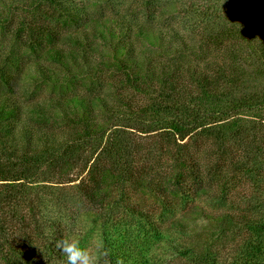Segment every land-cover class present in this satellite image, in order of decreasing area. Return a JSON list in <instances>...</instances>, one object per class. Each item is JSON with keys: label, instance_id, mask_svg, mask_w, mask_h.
<instances>
[{"label": "trees", "instance_id": "trees-1", "mask_svg": "<svg viewBox=\"0 0 264 264\" xmlns=\"http://www.w3.org/2000/svg\"><path fill=\"white\" fill-rule=\"evenodd\" d=\"M31 1L66 15L72 11L64 0ZM180 1L189 26L201 31L196 40L187 32L143 26L122 17L103 25L92 18L65 34L38 23L18 26L20 32L27 29L26 42L40 46L48 40L38 39L36 28L59 37L69 48H46L44 59L68 74L74 68L90 70L88 56L95 42L109 44L114 51L111 65L123 71L124 84L147 98L141 104H125L122 114L141 133L158 135V144L149 142L140 150L154 152L158 145L161 154L174 155L175 177L151 185L144 179L146 167L138 168L114 152L119 150L116 138L110 148L103 147L111 127L99 115L113 107L102 97L93 101L66 96L22 106L0 91V212L16 194L29 195L27 182L36 184L39 177L48 176L58 184L77 182L86 201L94 203L103 196L100 204H105L106 213L118 209L135 219L146 217L148 231H158L149 218L153 210L128 206L129 189L151 200L149 206L157 205L154 211L190 204L180 217L167 222V231L187 234L197 220L207 223L208 238L198 250L171 244L192 264H264V0ZM161 13L175 15L168 8ZM35 70L40 83L70 82L69 76L39 63ZM103 150L112 156L108 167L97 164ZM116 165L117 173L112 169ZM73 174L76 179L70 180ZM31 184L32 190L41 188ZM59 195L57 202L62 203L65 196ZM195 201L219 209L208 211ZM95 223L92 220L80 237L95 231ZM214 245L225 251L223 260ZM111 246V264L118 260L150 264L147 254H132L119 243ZM11 250L0 256L6 264H42L25 250Z\"/></svg>", "mask_w": 264, "mask_h": 264}, {"label": "rangeland", "instance_id": "rangeland-1", "mask_svg": "<svg viewBox=\"0 0 264 264\" xmlns=\"http://www.w3.org/2000/svg\"><path fill=\"white\" fill-rule=\"evenodd\" d=\"M145 1L64 0L63 5L72 10L66 15L64 12H59V8L44 3L37 5L31 0H0V91L11 95L22 106L46 101L49 98L75 95L88 97L93 101L99 97L104 98L107 106H112L113 110L107 112L103 109L99 115V119L107 120L111 127L104 136L106 141L103 147L110 148L112 140L116 138L119 150L114 152L124 154L129 163L137 165L138 168L146 167L144 179L152 185L159 183L163 177L169 175L175 177L173 174L177 170L176 158L174 155L170 157L163 151L161 154V151L157 150L158 145L153 147L154 144L150 146L154 148V152L140 150V147L146 148L149 142L158 144L155 141L158 135L141 133L131 122H127L125 119L127 114H122L127 109L125 104H141L147 102V98L124 84L123 71H118L111 65L114 51L110 45L101 40L95 42V50L87 55L90 70L74 68L73 73L68 74L60 67L45 62L44 59L46 48L51 46L69 48L60 42L59 37L51 38L46 31L36 28L34 32L38 39L48 40L40 46L38 42H26L27 29H21L20 32L18 28L21 22L33 25L38 23L42 28L48 27L55 33L65 34L87 24L86 21L92 18L98 23L102 22L103 25L108 19L122 17L143 26L172 29L179 34L187 32L191 40L198 39L201 31L192 30L193 27L189 26L190 17L185 16V9L177 3L180 0H152L153 5L146 4ZM164 8L175 11V15L162 14ZM69 14H73L74 17L71 18ZM75 14L78 17H75ZM36 35L34 38H37ZM38 63L69 76L70 82L61 85L40 83L35 70ZM101 154L97 164L108 167L112 162L110 159L112 156L104 150ZM114 167L112 169L117 173L116 170L119 168L117 165ZM39 178L41 182H35L36 184L27 182L29 195L16 194L15 199L9 204L5 202L8 207L4 206V210L0 212L2 218L0 219V256L3 253H12L11 249L14 248L16 251L25 250L31 253L42 264H66V258L55 248V241L78 237L82 247H93L96 242L102 241L109 249L111 245L115 247L119 243L132 254L145 257L147 254L150 264H192L186 256L174 251L171 244L173 246L186 244L191 249L198 250L207 241L208 225L203 220H197L187 234L166 230L167 222L180 217L190 204L185 207L176 204L172 209L157 208L158 210L154 211L157 205L149 206L151 200H147L139 191L131 192L128 189V206H143L144 212L153 210L154 215L149 218L152 219L150 222H154L153 225L158 227V231L151 232L146 228V217L135 219L126 211L118 209L111 211L112 214L106 213L105 204H100V201L104 200L103 196L94 203L83 199L76 189L77 182L69 183L66 180L65 183L58 184L55 179L48 176ZM69 178L76 179V175L73 174ZM30 184L40 185L38 187L41 188L32 190ZM60 193L65 196L61 200L62 203L57 202V198L61 197ZM195 203L205 206L208 211L215 212L214 210L219 209L211 203L208 205L200 201ZM92 220L97 223L94 226L95 231L81 238L80 235L86 232ZM100 220L105 227L103 225L99 227ZM214 246L218 259L223 260L225 251L222 247L219 249ZM0 264L6 263L0 258Z\"/></svg>", "mask_w": 264, "mask_h": 264}, {"label": "clouds", "instance_id": "clouds-1", "mask_svg": "<svg viewBox=\"0 0 264 264\" xmlns=\"http://www.w3.org/2000/svg\"><path fill=\"white\" fill-rule=\"evenodd\" d=\"M55 248L66 258V264H111L110 250L102 241L93 247H82L78 237L61 238L55 241ZM117 264L123 262L118 260Z\"/></svg>", "mask_w": 264, "mask_h": 264}]
</instances>
